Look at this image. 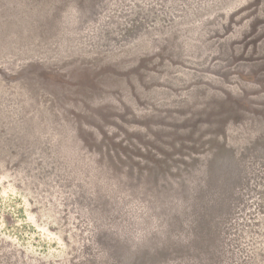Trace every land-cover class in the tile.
Returning <instances> with one entry per match:
<instances>
[{
	"label": "rangeland",
	"instance_id": "374dc122",
	"mask_svg": "<svg viewBox=\"0 0 264 264\" xmlns=\"http://www.w3.org/2000/svg\"><path fill=\"white\" fill-rule=\"evenodd\" d=\"M0 264H264V0H0Z\"/></svg>",
	"mask_w": 264,
	"mask_h": 264
}]
</instances>
